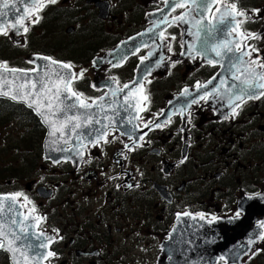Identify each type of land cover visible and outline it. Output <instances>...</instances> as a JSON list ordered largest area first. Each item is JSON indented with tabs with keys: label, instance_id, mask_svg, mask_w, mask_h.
Wrapping results in <instances>:
<instances>
[{
	"label": "flooded vegetation",
	"instance_id": "flooded-vegetation-1",
	"mask_svg": "<svg viewBox=\"0 0 264 264\" xmlns=\"http://www.w3.org/2000/svg\"><path fill=\"white\" fill-rule=\"evenodd\" d=\"M175 2L57 0L50 4L45 0L39 22H31L35 15L24 21L28 31L21 36L26 43V57L13 49L7 57L0 56L10 62L25 59L27 65L18 69H32L29 64L37 56L70 63L77 76L84 68L86 75L73 81L72 88L82 93L88 103L101 96L111 99V87L130 85L135 80L142 57H147L144 62L151 57L149 52L158 57L145 66L147 75L140 82L143 92L134 91L139 104L137 116L142 119H135L130 126L110 128L109 143L83 142L84 147L80 148L77 135L75 148L66 145V155L59 162L44 157L46 130L34 113L23 105L0 100L4 102L0 104V119L5 117L2 123L18 120V126L23 127L15 131L8 148L11 156L7 177H0V196L20 192L31 202L25 205L23 196L18 198L19 215L34 220L36 232L47 240L48 252L55 253L44 264H166L170 261L166 252L185 251V240L215 222H232L240 229L251 222L255 239L237 263L218 257L213 264H264V240L260 239L264 234V227L260 226L264 224V97L245 96L243 103L235 100L243 87L231 78L235 69L229 71L230 81L223 85L221 80L208 84L221 73L222 62L228 65L229 57L213 66L195 53L181 54L194 42L191 33L195 29L192 23L173 22L174 16L189 11H173ZM211 3L207 20L219 17L217 9L223 11L221 4L236 3L238 11L246 14L236 16V21L243 23L231 35L230 24L235 21L220 25L227 30L230 40L240 42L248 34L257 37L244 41L248 46L244 51H258L243 57L241 72L256 67L248 63L250 59L264 62V0ZM103 8L104 17L100 15ZM165 9L169 23H164L163 31L168 40L160 41L159 51L154 52L151 45L125 48L122 53L126 60L113 67L108 55L121 43L153 27L154 16ZM197 13L193 6L189 20H198ZM56 25L63 39L55 46L44 47L51 55L46 51L34 52V32H40L39 43L45 45ZM7 31L5 37L14 39L20 48L12 29ZM173 36L175 40L171 39ZM234 55L239 53L230 57ZM245 78L253 79L247 73L241 76ZM197 83L207 88L197 90ZM229 83L237 87L231 88ZM229 88L231 91H227ZM185 89L191 95H184ZM254 91L259 94L264 89ZM206 92H211L208 99H200ZM144 96L148 97L146 101ZM193 99L198 102L193 104ZM235 104L240 107L233 116ZM149 121L153 123L145 127ZM157 123L162 127H155ZM32 141L38 142L34 145ZM134 142L142 146L133 151L124 147H132ZM80 151L83 155L76 154ZM33 207L35 210L30 211ZM35 217L43 219L37 223ZM213 217L216 219L212 220ZM0 261L9 264L1 250Z\"/></svg>",
	"mask_w": 264,
	"mask_h": 264
},
{
	"label": "snow or ice",
	"instance_id": "snow-or-ice-1",
	"mask_svg": "<svg viewBox=\"0 0 264 264\" xmlns=\"http://www.w3.org/2000/svg\"><path fill=\"white\" fill-rule=\"evenodd\" d=\"M167 2V0H166ZM47 3L50 4H56L57 0H47ZM193 6H196L199 13H202L203 11H211L213 4L211 3V0H176V2L172 5V10L175 11L177 8H187L189 11L183 12L178 16H174L172 18L173 22H180V23H192L193 28L195 29L194 32L191 34L194 36L195 40L199 41L201 40V32L203 31L205 33V38L202 42V47L197 48V45L195 42L188 44L186 53H181L182 55L188 54L192 55L195 53L196 55L201 56L202 58L207 60V63L210 65H215L216 63H220L226 53H235L238 52L239 55H234L232 57H229L228 59V68L229 71L232 69H235V72L232 73V79L234 81H240V84L243 85V87L239 88V94L235 95V100L240 101V103L244 102V97L247 96L248 99H260L261 97H264V91L259 92V94H256L254 89L260 88L264 89V83H258L257 81L264 80V71L257 72V68L264 69V62H260L258 59H250L248 63L251 65H255L256 67H250L244 69V72H241L240 65L245 64V61L243 57L248 56L251 57L252 52L258 51L256 48H252L251 51H244V47H248L244 41L247 39H255L257 38L254 34H248L247 36L243 37V40L240 42H236L234 40H222L217 43L208 45L207 37L213 36L215 32H217L218 29L217 25H224L226 23L235 21L234 25L230 24L231 31L229 32V35H231L232 32L237 31V29L240 27V24L243 23V21H236V16H245L246 14L244 12L238 11L236 3L231 4H221V8L223 11L221 12L220 9H217V12L220 13L219 17H213L212 19L208 20L207 25L204 23V18L195 20L194 22L189 20V16L191 15V10ZM9 7L15 8V4H11L9 0H0V9H8ZM46 7L45 0H34L33 3L27 4L25 6V13L27 16L35 15V19L32 20V23L39 22L40 16L39 12ZM229 8H231V11H229ZM8 15L7 12L0 11V16H6ZM26 19V16H20L15 23H12L10 25L11 28H22L23 31L26 33L28 31V28L25 26L24 21ZM161 23H169L167 18L165 17L164 20L161 21ZM155 27H159V25H154ZM152 31V29H150ZM0 32H2L4 35L8 34L7 29H0ZM159 39L161 43L168 40V37L165 35L164 31H161L159 33ZM171 39L175 40V37H171ZM234 45V46H233ZM183 47V45H182ZM168 51L171 52L172 48L169 45ZM213 52L215 53L216 57H219V60H212L208 58V53ZM152 52L148 53V56H151ZM193 58H195L193 56ZM42 59L49 60L50 65L58 64L59 62L52 60L49 57H42ZM147 59V57L141 58V64L144 63V60ZM163 59V58H161ZM120 64H113V67H119ZM159 67V64H157ZM175 66V65H173ZM5 71H11L13 73L15 72H24L25 75L27 73L23 69H9L7 64L5 63L2 65ZM60 67L62 69L68 70L67 74H61L60 72H56V79L53 80L51 75L48 72L44 73L43 77L39 78L40 87L37 88V83L31 81V80H25L24 84L20 85L16 92L9 91H2L0 90V95L3 96H10L12 100H20L28 103L29 107H34L37 114H39L42 118L44 123L49 124L52 131L50 132V135H55L57 132L60 133L61 137L64 136V130L71 127L72 132H76L77 129L87 128L90 129V131L83 137L77 136V140L80 141L79 147L83 148V139H88V137L93 136L95 134V139L89 140L90 143L93 144H99L102 140L104 143H109L108 140V129L111 127L112 121H109L108 124H102L99 119H93V113L88 112L87 110L92 108L93 105H96L101 111H104L105 105L103 103L104 96H101L99 98V102L97 100H92L91 103L87 102V98L83 97L82 93H78L72 88L73 81L76 79H83V71L79 73L77 76L76 74L71 72L72 65L70 63H60ZM31 71H36V69H32ZM237 73H240L239 75ZM247 73L248 75L252 76L253 79H241V76ZM113 81L117 84H119V81L116 80L115 77L112 78ZM216 77H213L212 80L208 81V84H212L213 80H215ZM225 83L224 80H221V84L223 85ZM30 86V87H29ZM197 90L200 88H207V85H201L197 83L196 85ZM237 85L233 84L231 88H236ZM231 88L227 89V91H231ZM125 89H129L127 94L124 96V101L128 105L129 108H131L133 105L129 102L130 98L134 95L135 90H139L143 92V85L140 83L139 80H134L131 82V87L129 84H124L123 87H118L114 90H112L111 95L115 96L117 93H123ZM218 92V89H216ZM62 94L64 95V98L61 99ZM184 95H191L187 89L183 92ZM211 95V92H206L204 95L200 97L202 100H207L208 96ZM72 98H75L74 103H64V100H71ZM143 99L146 101L148 99L147 96H144ZM232 98L230 97V103ZM198 101L196 99L192 100V103L195 104ZM240 107V104H235L233 106V116L237 115L236 108ZM84 109L85 111L81 113L80 115H69L68 113L71 112L73 109ZM146 110L145 108H140V111ZM58 114H63V121L61 123V126L58 128L56 127L55 121L51 120V117L57 116ZM83 117V119H82ZM105 119H109L107 116L104 117ZM136 119H142L141 117L137 116ZM171 118L169 117V120L167 122H170ZM166 122V123H167ZM131 123V120L129 121ZM152 121H149L145 124V127H148L149 124H152ZM94 124H101L100 128L93 127ZM155 127L159 128L162 127L161 124L157 123L155 124ZM121 135H128L126 132H121ZM129 139H131V136H129ZM140 139H143V137H140ZM67 143V139L64 141ZM142 145L139 144H133L132 147H130L128 144H125L124 147L128 149V151H133L136 147H140ZM77 155H83L82 151L77 152ZM59 162V161H56ZM183 163V161H181ZM23 196L22 193L16 192L12 194H7L4 196H0V215H6L5 213V207H7L8 212H12L14 206L16 205L18 198ZM23 200L25 205L31 203L27 196H23ZM7 202V204H6ZM34 207L30 211H34ZM185 215H188L185 213ZM240 212L238 211L236 213V216L239 217ZM200 218L203 219V215H200ZM29 219V216H24L23 220L20 221L21 227L19 228V232L24 234V238L28 235V228L25 225V221ZM37 223H39L43 218L42 217H35ZM216 217H213L212 220H215ZM210 223L212 221H209ZM8 221L5 222V224H0V237L3 239H0V249H5L8 252L12 253L13 260L16 259V253L19 252L21 256L25 258V261L28 262L30 260L35 259V257H29L27 255L26 247H32L31 245H18L17 241H20L22 237L18 235L15 231L5 230L6 224ZM10 223L15 225L17 224V220L15 218H11ZM261 227H264V224L260 225ZM261 240H264V234H261L260 236ZM5 241L7 243H5ZM49 242H51L49 238ZM38 247H46L44 244H40ZM39 256V253L36 254ZM55 256V253L52 251H49L46 253V255L39 256L41 260L48 259L49 257ZM16 264H19V261H16Z\"/></svg>",
	"mask_w": 264,
	"mask_h": 264
},
{
	"label": "water",
	"instance_id": "water-1",
	"mask_svg": "<svg viewBox=\"0 0 264 264\" xmlns=\"http://www.w3.org/2000/svg\"><path fill=\"white\" fill-rule=\"evenodd\" d=\"M9 2H10V5L15 4V8L9 7L8 9H0V11L8 13V15L6 16H0V29L11 28L10 25L12 23H15V21L20 16H26V19L30 17V16H27L24 9L27 4L33 3L34 0H9ZM203 12L205 14L202 15L198 12L197 16H198V19H201L203 17L204 23L207 25L208 23L207 17L209 15V11L205 10ZM105 13H106V8L101 9L100 15L103 14L102 17H104ZM165 16H167V9L163 10L162 12H159L157 15L154 16L155 25H159V27L154 28L153 26L150 28L152 29V31L148 29L147 31L136 35L130 40L124 43H121L113 52H111L108 55V61L112 65L120 64L124 62L126 60V57H124L122 52L125 48L133 49L134 47H136V49H141L146 46L155 45L156 46L155 52H158L160 49V47L157 48V45L160 43L159 33L164 30V23H161V21L164 20ZM217 28L220 30L215 32L213 36L207 37L208 45L217 43L222 40H230L226 29L221 28L219 24L217 25ZM11 29H12L11 32L17 35H22L24 33L22 28H16V29L11 28ZM2 34L3 33L0 32V35ZM204 38H205V33L203 31L201 32V40L197 41L194 38V42L196 43L198 49L202 47V42ZM231 54L232 53H226L223 60H226L228 57L231 56ZM42 57H47V56L33 57L31 62L34 64L35 66L34 69H36V71L25 70L27 75H25L24 72H19V71L15 73L11 71H5L4 68L1 67L0 65V90L2 91L11 90L12 92H16L19 86L24 84L25 80H31L37 83V88H39L40 87L39 78L43 77L45 72H48L51 75L53 80L56 79V72H60L61 74H67L68 70L62 69L60 67V63H63V62L57 61L59 62L58 64L50 65V61L42 59ZM208 58L212 60L220 59L219 57H216L215 53L213 52L208 53ZM155 60L157 61L158 57L155 56L153 53L152 56L147 61H145L143 64L139 66L138 68L139 71L135 77V80H139L140 82H142L144 77L147 75V73L145 72L146 70L145 66ZM222 64H223L222 71L221 73L218 74L216 79L213 80L212 84H216L219 80L230 81L228 65L225 62H222ZM9 69H18V68H9ZM71 72L74 73L72 68H71ZM227 85L230 86L231 83ZM130 87H131V84H130ZM111 89L114 90L113 87H111ZM128 91L129 89H125L123 93H117V95L115 96L112 95L111 99H106L103 101L105 105V108H104L105 112L101 113V116L102 117L107 116L109 119H105V118L104 119L108 122L112 121V124L110 127L112 129H118L122 127L120 125L114 124L113 122H121V123L128 125V122L130 121V113H134V112L136 113L135 118L133 119V122L135 121L137 117L139 104L136 102L135 96H132L130 98L129 102L133 105L130 109H128L129 107L124 101V96L127 94ZM64 95H67V94H62L61 99L64 98ZM0 100L8 101L14 104L23 105L25 108L32 111L34 115L40 120L41 124L46 130L45 138L43 141V150H44L45 158L52 159L50 158L51 157L50 152L55 151L57 152V154H56V157L53 158L54 161H57L58 159H62L66 155L64 151V147L66 145H72L75 148L74 138L77 135L83 138L90 131V129L82 128V129H77L76 132H72L71 127H69L68 129L64 130L65 134L63 137H61L59 132H57L55 135H50V132L52 131V129L50 128L49 124L44 123L43 118L39 114H37L34 107H29L28 103L24 101L12 100L10 96L0 95ZM74 102H75V98H72L71 100H64V103H74ZM95 106L96 105H93V107L88 109L87 111L92 112L90 110L93 109ZM131 109H133L134 111H132ZM126 110H128V112ZM84 111H85L84 109L77 108V109H73L68 114L77 115L79 113L80 115ZM63 118H64L63 114H58L57 116L51 117V120L55 121L56 127L59 128L61 126ZM94 127L100 128L101 124H98ZM65 139H67V143L64 142ZM92 139H95V134H93V136L91 137H88V139H83V142L88 143L89 140H92ZM19 212H20V208L18 207L17 203L14 206L12 212H8L7 207H5L6 215H1L6 221H8V223L6 224L5 230L7 231L10 229L11 231H15L18 235L22 237L20 241H17L18 245H21V244L25 246L31 245L32 247H26L27 255L29 257H35V259L26 262L25 258L21 256L19 252H17L16 259L13 260L12 253L8 252L5 249H0V250L3 251L7 255L9 264H16V261H19V264H44L46 259L41 260L39 256L46 255V253L48 252L47 240L45 239L43 235L36 232L35 222L31 218H29L27 221L24 222L29 230L27 237L24 238V234L19 232V228L21 227L20 221L23 220V218L19 215ZM11 218H15L17 220V224L15 225L11 224L9 220ZM241 221L242 223H245L246 219H241ZM224 223H229V222H220V223L215 222L209 228L203 227L204 231L210 232L211 234L213 233V235L215 234L217 235V237H215V241L218 243L216 249L213 248L209 250L208 247L206 248L204 247L197 248V246L193 247L192 243L190 244L189 239H187L185 240L186 241L185 246L187 247L186 249H184L185 251L175 252V253L166 252L165 254L166 257H170V261L167 262L166 264H171L173 261V257L175 258L174 262H177V264H206V263L213 264L216 261V258L218 257H223V258L228 259L229 263H237V261L241 259L242 255L248 250L250 241L255 239L254 238L255 234H253L250 230V225H252V223L247 222V225H245L241 229L233 230V232L221 233V235L219 234L218 236L219 225L224 224ZM223 226L224 225H220L221 228H223ZM0 239H3V238L0 237ZM197 239L200 240L199 238L195 237V240L193 241L197 242ZM207 240H210V239L208 238ZM5 243L7 242L5 241ZM40 244H44L46 245V247H38ZM37 253H39V256L36 255Z\"/></svg>",
	"mask_w": 264,
	"mask_h": 264
},
{
	"label": "rangeland",
	"instance_id": "rangeland-1",
	"mask_svg": "<svg viewBox=\"0 0 264 264\" xmlns=\"http://www.w3.org/2000/svg\"><path fill=\"white\" fill-rule=\"evenodd\" d=\"M38 34H40L39 31H35L34 35L31 37L32 39H34V37L36 38V40L34 39V45L36 46V48L34 49L36 51H45L46 49L48 50V48L44 49V47H47V45H52L55 46L58 44V41H60L61 39H63V35L61 34L59 27L56 25L54 27V34L51 35L50 39L46 38L48 41H46L45 45H42V43H39L40 38H38ZM58 34V35H57ZM16 35V38L19 39L20 42V48L18 47V45L11 40L8 37H5L4 35H2L3 38H6V40H9V42H11L13 44V46H16V49L13 48V50L16 51H20L23 52L22 55H24L26 57L27 53L26 51V43H25V39L23 36L21 35ZM57 35V37H56ZM9 52H7L6 54H8ZM21 54V53H20ZM63 57V56H62ZM55 58V57H54ZM55 59H59V58H55ZM25 59H19L18 61L14 62V63H20L19 61H24ZM60 60V59H59ZM13 63V62H12ZM25 65L26 62L24 61ZM1 65H4L2 63H0ZM29 68L33 67V63L29 64ZM8 68H16V66H8ZM81 71H83V75H86L87 71L82 68ZM5 118V117H4ZM3 118V119H4ZM2 120V119H0ZM19 121L18 120H9V121H5L4 123L0 124V166L3 167V165L7 166L9 158L11 156V153L8 151V148L10 147V143L13 137H15V131L16 130H20L23 127H19L18 126ZM35 135H37V133L35 132ZM38 141H32V144L36 145ZM0 264H3V262L0 261Z\"/></svg>",
	"mask_w": 264,
	"mask_h": 264
},
{
	"label": "bare ground",
	"instance_id": "bare-ground-1",
	"mask_svg": "<svg viewBox=\"0 0 264 264\" xmlns=\"http://www.w3.org/2000/svg\"><path fill=\"white\" fill-rule=\"evenodd\" d=\"M7 30H8V28H7ZM2 35H4V34H2ZM2 35H0V37H2ZM5 36V35H4ZM125 106V105H124ZM128 109H130V108H128ZM132 111H134L133 109H131ZM90 111H92V112H90V113H93L94 115H93V119H99L100 121H101V123H104V124H107V123H109L108 121H106L105 119H104V117H102L101 116V113H104L105 111H101L97 106H95L93 109H91ZM127 112H128V110H126ZM123 112V111H122ZM77 115H79V113L77 114ZM135 115H136V113L134 112V113H130V120H131V123H129L128 122V125H126V124H124V123H121V122H113L114 124H117V125H120V126H130V125H132V123H133V119L135 118ZM96 125H98V124H94L93 125V127L94 126H96ZM51 153H53V154H51ZM56 154H57V152H55V151H51L50 152V155H51V157L50 158H55L56 157ZM9 220H11V219H9ZM5 219L0 215V224H4L5 223ZM220 225H224L223 226V228H221L220 227ZM219 225V232H218V236H219V234L221 235V233H227V232H233V230H236V229H240V228H237L236 227V225H234L233 223H224V224H220ZM199 231V230H198ZM200 231L201 232H198L197 234H196V236H191L190 237V239H189V243L191 244L192 243V245H193V247L194 246H197V248H201V247H204V248H206V247H208L209 248V250L210 249H213V248H217V242L215 241V237H217V235L215 234V235H213V233L211 234L210 232H206V231H204L203 229H200ZM195 237L196 238H199L200 240H198L197 239V242L196 241H193V240H195ZM210 239V240H207V239ZM193 241V242H192ZM203 248V249H204ZM170 258V257H169ZM182 260V259H181ZM175 261V258L173 257V261H172V263L171 264H177V262H174Z\"/></svg>",
	"mask_w": 264,
	"mask_h": 264
},
{
	"label": "trees",
	"instance_id": "trees-1",
	"mask_svg": "<svg viewBox=\"0 0 264 264\" xmlns=\"http://www.w3.org/2000/svg\"><path fill=\"white\" fill-rule=\"evenodd\" d=\"M13 48H15V47L13 46V44L11 42H9V40H6V38L0 37V56L1 57H3V56L7 57L6 53L9 51H12ZM45 51L48 52L49 55H51L48 50H45ZM0 62L3 64L6 63L7 66H16V67H20V68H23L25 66L24 61H19L20 63H14V62L12 63L9 60H6L4 58H0ZM0 104H4V102L0 101ZM4 119L0 120V124H2V121H4ZM6 171H7V166H5V165H3V167L0 166V177L1 178L7 177Z\"/></svg>",
	"mask_w": 264,
	"mask_h": 264
}]
</instances>
